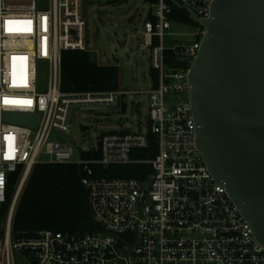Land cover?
Returning <instances> with one entry per match:
<instances>
[{
  "label": "built area",
  "instance_id": "obj_1",
  "mask_svg": "<svg viewBox=\"0 0 264 264\" xmlns=\"http://www.w3.org/2000/svg\"><path fill=\"white\" fill-rule=\"evenodd\" d=\"M176 1L198 18L210 16L213 0ZM87 3L83 13V0H51L46 10L34 0H0V209L8 176L18 168L21 189L36 164L75 163L83 169L81 182L96 226L83 233L15 235L14 195L0 229V264H13L15 252L26 255L29 264H264V246L195 146L188 77L206 30L194 22L196 40L165 44L172 23H181L171 18V2H148L141 24L139 49L147 51L150 66L146 125L138 120L136 131L98 135L94 147L87 132V150L51 139L69 133L77 108L110 110L119 99L120 109L121 96L131 93L120 85L103 92L61 90L62 53L88 52ZM38 61H46L50 70L44 92L37 90ZM134 103L139 111L141 103ZM5 113L40 119L33 129L6 122ZM150 136L154 157L135 159L136 151L149 147ZM96 151L98 159L82 157ZM137 162L151 168L143 180L97 177L92 169Z\"/></svg>",
  "mask_w": 264,
  "mask_h": 264
},
{
  "label": "water",
  "instance_id": "obj_2",
  "mask_svg": "<svg viewBox=\"0 0 264 264\" xmlns=\"http://www.w3.org/2000/svg\"><path fill=\"white\" fill-rule=\"evenodd\" d=\"M87 1L83 0V13ZM170 2L206 30L188 77L195 146L264 246V0H213L209 18H198L185 4ZM121 4L125 7L116 16L132 8L127 0ZM98 38L95 28L93 41ZM108 48L116 53L110 41ZM139 60L133 58V63ZM113 88H119L118 77ZM119 106L118 99L110 110ZM3 118L35 129L40 115L5 113Z\"/></svg>",
  "mask_w": 264,
  "mask_h": 264
},
{
  "label": "trees",
  "instance_id": "obj_3",
  "mask_svg": "<svg viewBox=\"0 0 264 264\" xmlns=\"http://www.w3.org/2000/svg\"><path fill=\"white\" fill-rule=\"evenodd\" d=\"M153 3L155 0H145ZM167 2L170 3L169 0ZM172 20L194 25L189 14L175 6ZM155 79V72H151ZM118 77L117 68L102 66L92 61L84 51H64L61 66V90L65 92L113 90ZM146 150L136 151L137 160L154 157L156 143L150 136ZM83 158H100V152H84ZM94 175L108 179L135 178L143 180L150 174L147 163L93 165ZM22 168L8 176L6 199L0 209V226L5 220L9 206L17 192ZM83 169L75 163H50L34 165L22 185L15 204L11 232L15 235H31L41 230L69 231L83 233L96 226L91 218L88 193L81 182Z\"/></svg>",
  "mask_w": 264,
  "mask_h": 264
},
{
  "label": "rangeland",
  "instance_id": "obj_4",
  "mask_svg": "<svg viewBox=\"0 0 264 264\" xmlns=\"http://www.w3.org/2000/svg\"><path fill=\"white\" fill-rule=\"evenodd\" d=\"M123 0H89L86 6L87 50L92 61L102 66L117 68L119 85L123 91L131 93L121 96L119 110H81L77 108L67 135L53 134L51 139L60 143L80 145L87 150L88 143H81L85 134L90 132L93 139L92 146H97L96 137L107 132L136 131L138 120L146 125L149 111L148 91L150 84V66L147 61V51L140 50L142 39L141 24L150 8L145 0H127L132 8L120 16L116 13L125 7L118 5ZM38 9L46 10L51 7V0H34ZM127 25L128 28H118ZM95 28H99V38L93 41ZM107 28L109 37L104 30ZM195 25L172 23L170 35L165 38V44L179 42H193L196 40ZM109 41L115 45L116 53L108 48ZM133 58L139 61L133 63ZM50 70L46 61L37 62V90L44 92L47 88ZM131 102H140L139 114L135 112ZM77 155L74 154L73 159ZM4 222V221H3ZM3 223L0 226L2 229ZM13 264H29L26 255L15 252Z\"/></svg>",
  "mask_w": 264,
  "mask_h": 264
}]
</instances>
